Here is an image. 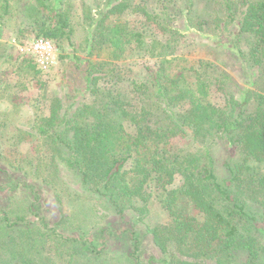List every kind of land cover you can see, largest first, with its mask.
<instances>
[{
    "label": "trees",
    "instance_id": "trees-1",
    "mask_svg": "<svg viewBox=\"0 0 264 264\" xmlns=\"http://www.w3.org/2000/svg\"><path fill=\"white\" fill-rule=\"evenodd\" d=\"M136 1L115 0L86 17V59L79 64V56L72 58L89 100L66 107L64 98H53L50 114L22 132L39 141L34 174L61 185L67 169L120 215L130 209L147 213L157 198L172 217L149 229L163 264H236L237 248L248 252L244 264H264V0ZM19 4L0 0V29L17 21ZM25 9L36 36L52 39L58 49L65 39L74 45L70 9L57 8L53 0H35ZM126 11L144 20L131 26L111 19ZM180 21L227 36L242 67L257 72L251 85L242 89L213 61L180 55ZM101 52L108 56L99 59ZM135 52L153 60L151 77L133 80L127 92L109 87L103 79L114 75L115 62ZM15 71L16 85L24 87L23 78L41 74L32 59ZM212 92L221 104L213 102ZM175 137L189 143L173 148ZM220 142L234 150L221 165L215 157ZM137 200L143 205L136 206ZM253 205L263 209L260 218L250 213ZM99 254L87 239L74 247L55 230L24 216L13 219L10 208L0 206V264H118Z\"/></svg>",
    "mask_w": 264,
    "mask_h": 264
},
{
    "label": "rangeland",
    "instance_id": "rangeland-1",
    "mask_svg": "<svg viewBox=\"0 0 264 264\" xmlns=\"http://www.w3.org/2000/svg\"><path fill=\"white\" fill-rule=\"evenodd\" d=\"M53 1L57 8L62 5L71 10L75 27L72 38L74 45L65 39L62 47L58 49L57 63L48 71H41L36 78H23L25 87L23 84L16 85L19 77L15 69L22 66L23 60L31 59L20 51V47L36 35L35 29L30 25L31 11L25 9L34 5L35 0H21L17 21H10L0 29V42L5 44L0 48V206L7 205L13 219L24 216L26 221L43 230H55L74 247L87 239L100 252L99 256L118 259V264H163V254L155 245L149 229L158 224L170 223L172 217L157 198L151 200L147 213L130 209L120 215L106 199L87 191L81 185L79 177L67 169L63 168L61 171V185L47 183L34 174L38 156L34 146L39 141H28L22 132L31 129L34 120L50 114L53 98H64L66 107H71L74 101L89 100V94L83 89V77L76 68L77 62L74 63L72 55L79 56V64H84V28L91 24L86 17L90 12L97 15L99 10L109 7L115 0ZM139 3L137 0L136 4ZM197 7L200 11L205 8L203 2L197 3ZM111 19L129 23L131 26H139L140 20H144L139 13L132 11H126ZM179 26L183 33L180 55L190 60L213 61L229 71L242 89L251 85L250 82L257 76V72L242 67L227 36L210 35L188 28L184 21H180ZM232 30L236 31L237 27L233 25ZM75 48L77 51H74ZM102 53L99 59L108 56L106 52ZM59 54H70L71 58L61 59ZM137 54L135 52L115 62L113 66L116 71L113 77L104 78L102 72L103 81L113 89L127 92L133 80H147L151 77L153 60ZM212 100L216 104L222 103L216 92H212ZM188 143L189 140L182 137L172 139L173 148L183 147ZM233 154L234 150L229 145L220 142L215 157L221 165ZM135 205L142 206L143 203L137 200ZM249 211L260 218L263 209L253 205ZM72 224H79L82 230L72 227ZM53 251L55 244L50 242L47 254L52 255ZM236 256V264H244L248 252L237 248ZM102 261L103 259L98 260Z\"/></svg>",
    "mask_w": 264,
    "mask_h": 264
},
{
    "label": "built area",
    "instance_id": "built-area-1",
    "mask_svg": "<svg viewBox=\"0 0 264 264\" xmlns=\"http://www.w3.org/2000/svg\"><path fill=\"white\" fill-rule=\"evenodd\" d=\"M20 51L34 60L37 68L43 72L48 71L58 61V47L50 38L35 35L20 47Z\"/></svg>",
    "mask_w": 264,
    "mask_h": 264
}]
</instances>
